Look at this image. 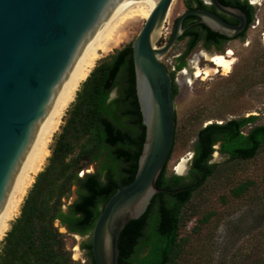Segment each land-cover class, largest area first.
Here are the masks:
<instances>
[{
    "label": "trees",
    "instance_id": "obj_1",
    "mask_svg": "<svg viewBox=\"0 0 264 264\" xmlns=\"http://www.w3.org/2000/svg\"><path fill=\"white\" fill-rule=\"evenodd\" d=\"M193 6L194 2H190L189 7ZM253 21L254 16L250 24ZM201 34L197 28L180 38L179 41L188 36L192 39L178 70L186 67V58L197 48ZM172 79L176 98L174 75ZM114 91L117 97L111 99ZM66 114L61 133L51 146L48 165L36 177L20 216L3 241L0 264H74L55 226L57 222L70 234L91 236L81 248L87 252L90 264H96L92 247L95 225L111 197L135 180L146 141L131 44L97 64ZM257 120L234 119L201 129L193 147L189 177L167 175L173 149L157 181L161 193L153 197L146 213L131 221L122 233L119 264H179L188 243L181 237L183 210L216 172L217 165L211 163L215 147L220 143L221 153L229 161L256 158L264 147V125H255ZM250 126V131L244 133ZM90 167L95 171L86 173ZM250 184L233 189V196L241 198ZM74 189L78 198L65 207L64 201L71 198ZM210 218L211 215L204 217L199 224H206ZM241 263L264 264V260L249 262L247 258Z\"/></svg>",
    "mask_w": 264,
    "mask_h": 264
},
{
    "label": "water",
    "instance_id": "obj_2",
    "mask_svg": "<svg viewBox=\"0 0 264 264\" xmlns=\"http://www.w3.org/2000/svg\"><path fill=\"white\" fill-rule=\"evenodd\" d=\"M157 1L0 0V222L50 121L92 53L129 14ZM173 1L160 0L131 43L146 141L135 180L111 197L95 225L96 264H119L124 229L161 193L157 181L173 151L177 124L173 79L162 58L184 35V20L196 16L230 38L246 28L240 11L213 0L240 24L229 25L203 10L185 11L169 41L158 48L154 38L164 28Z\"/></svg>",
    "mask_w": 264,
    "mask_h": 264
},
{
    "label": "rangeland",
    "instance_id": "obj_3",
    "mask_svg": "<svg viewBox=\"0 0 264 264\" xmlns=\"http://www.w3.org/2000/svg\"><path fill=\"white\" fill-rule=\"evenodd\" d=\"M185 1L176 0L172 14L155 42L158 48L163 47L171 38L177 20L186 10ZM256 14L260 25L248 31L245 45L230 49L235 52V56L232 55L233 60L228 59L233 62L230 73H225L222 69L216 73L217 67L201 55L205 53L201 47H197L187 56L186 67L178 70L187 50L188 39L178 41L162 58V63L171 75H174L178 87L175 98L176 137L174 151L167 166L168 176H182L175 169L187 156L191 158V165L198 132L206 126L249 117L258 119L255 125H264V4L258 7ZM144 26L145 22H142L131 28L125 42L101 60L112 55L115 50L131 44ZM195 66L205 71L209 70L210 76L197 77ZM114 92L116 98L117 92ZM252 127L246 128L244 132L247 134ZM60 133L61 129L56 134L52 147ZM213 163L217 165L216 172L193 194L191 201L183 210L185 220L181 237L188 239V243L178 263L242 264L241 261H247V258L249 262L256 259L262 262L264 147L252 160L229 161L220 155L219 146H216ZM47 165L48 161L43 170ZM94 171L95 168L90 167L86 173ZM245 183H251L249 190L241 198H235L232 194L233 189ZM77 198L74 189L71 198L64 201L65 207L73 204ZM208 215H211L209 221L200 225L199 221ZM55 226L62 233L65 249L74 264H90L87 252L81 245L89 241L91 236L82 238L70 234L58 222ZM2 244L3 242L0 244V250ZM76 254H79L78 257H75Z\"/></svg>",
    "mask_w": 264,
    "mask_h": 264
},
{
    "label": "bare ground",
    "instance_id": "obj_4",
    "mask_svg": "<svg viewBox=\"0 0 264 264\" xmlns=\"http://www.w3.org/2000/svg\"><path fill=\"white\" fill-rule=\"evenodd\" d=\"M159 2L160 0H158L152 6L140 7L131 14H129L97 47V49L92 53V55L78 74L77 78L75 79L65 98L63 99L61 105L59 106L57 112L50 121L45 131V134L32 158V161L29 164L0 222V244L4 241L5 237L10 231L11 224L13 223V221L17 217H19L22 205L28 195L29 190L34 185L36 177L43 170L48 158L51 156V146L53 140L56 134L61 129L66 113L71 107V105L74 103L81 85L88 79L92 71L95 69L99 60H101L106 55L110 54L114 49L119 48L125 42L128 36V32L131 28L136 27L142 22L146 23V21L150 18L154 10L158 7ZM175 2L176 0L173 1L167 19L172 14ZM251 2L255 6L261 5L259 0H251ZM162 30L158 32V35L154 38L155 40L159 38L162 33ZM201 55L204 56L207 60L211 61L217 67L215 71L216 73L219 72L221 69L224 70L225 73H230L232 71L233 62L228 60L231 59V56L233 55L232 51H229L225 56L209 55L206 53H202ZM195 68L197 70V77L205 76L207 78L211 74L209 70H202L198 66H195ZM190 160V156L183 158L176 167L175 171L179 175H186L189 171ZM76 251H78V249H76ZM78 255L79 254H76L75 257H78Z\"/></svg>",
    "mask_w": 264,
    "mask_h": 264
},
{
    "label": "flooded vegetation",
    "instance_id": "obj_5",
    "mask_svg": "<svg viewBox=\"0 0 264 264\" xmlns=\"http://www.w3.org/2000/svg\"><path fill=\"white\" fill-rule=\"evenodd\" d=\"M216 1L219 5L225 8L238 10L245 16L246 28L243 33L230 38L220 33L213 32L209 27L201 23V19L196 16L187 17L184 20L183 28L185 29V33L190 30L197 29V28L201 31L202 34L200 35V42L198 43L197 47H201L205 53L209 55H217V54L225 55L229 51H232L230 49L232 48L234 49L238 46L245 45L247 41L246 36H247L248 31L251 28L256 29L258 25H260V20L257 18L256 10L258 9V7L264 4V0H259L261 3V5L259 6L253 5L251 0H216ZM190 2H194V6L192 8L189 7ZM185 9H186L185 11L203 10V11L212 13L218 16L219 18H221L227 24L232 25V26H237L240 24L238 19L219 11L217 6L214 4L213 0H186ZM253 16H254V21L252 22V24H250ZM186 39H188V42H190L192 38L191 36H188ZM249 44L250 43L248 42V45ZM233 54L235 56V52ZM217 146H219L220 155L223 157H226L225 154L221 153V144L219 143L217 144ZM193 160H194V153H193V159L191 161V165H190V168H189V171L186 177L190 176V172H191L192 165H193ZM211 163H213V159Z\"/></svg>",
    "mask_w": 264,
    "mask_h": 264
}]
</instances>
